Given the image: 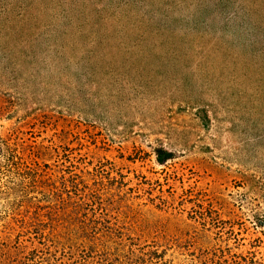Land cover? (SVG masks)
Returning <instances> with one entry per match:
<instances>
[{
  "label": "rangeland",
  "instance_id": "374dc122",
  "mask_svg": "<svg viewBox=\"0 0 264 264\" xmlns=\"http://www.w3.org/2000/svg\"><path fill=\"white\" fill-rule=\"evenodd\" d=\"M0 264H264V0H0Z\"/></svg>",
  "mask_w": 264,
  "mask_h": 264
},
{
  "label": "trees",
  "instance_id": "16d2710c",
  "mask_svg": "<svg viewBox=\"0 0 264 264\" xmlns=\"http://www.w3.org/2000/svg\"><path fill=\"white\" fill-rule=\"evenodd\" d=\"M160 160H162L163 158H159Z\"/></svg>",
  "mask_w": 264,
  "mask_h": 264
}]
</instances>
